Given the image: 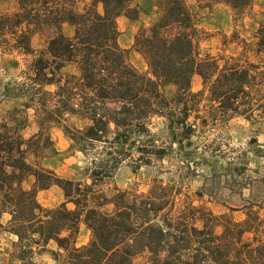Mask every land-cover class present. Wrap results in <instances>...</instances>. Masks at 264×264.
<instances>
[{"label":"trees","instance_id":"trees-1","mask_svg":"<svg viewBox=\"0 0 264 264\" xmlns=\"http://www.w3.org/2000/svg\"><path fill=\"white\" fill-rule=\"evenodd\" d=\"M135 1L92 0L80 10L77 0H16L13 13H0V57H32L19 74L22 81L2 91L12 104L0 113V233L14 240L0 249V264H36L44 252L62 264H134L139 256L146 264H264V203H248L243 219L235 221L157 180L145 192L100 185L124 161L136 173L168 157L173 146L183 157L192 156L182 149L191 147L198 128L264 117V21L253 36L254 60L245 47L237 55H202L199 6L154 0L156 18L133 41L147 66L141 74L120 46L117 26L120 16L137 18ZM195 1L202 8L224 4L235 18L251 5ZM64 26L73 34H64ZM37 32L46 38L38 54L30 46ZM11 64L18 69V60ZM195 75L203 91H192ZM167 87L173 88L170 96ZM30 110L37 131L25 137ZM155 118L164 123L167 147L145 141ZM51 126L85 157L103 146L99 156L90 157L89 182L41 166ZM52 186L64 200L46 208L37 194ZM81 225L89 239L77 245Z\"/></svg>","mask_w":264,"mask_h":264},{"label":"rangeland","instance_id":"rangeland-1","mask_svg":"<svg viewBox=\"0 0 264 264\" xmlns=\"http://www.w3.org/2000/svg\"><path fill=\"white\" fill-rule=\"evenodd\" d=\"M79 9L88 6L92 0H77ZM196 8L198 14V28L205 33L200 43L202 55H237L245 47L247 55L254 60L252 54L253 36L258 26L264 21V0H251V5L240 17H234L231 9L224 4H212L208 7L197 4L195 0H188ZM135 6L138 16L135 19L120 16L117 26L120 32L119 44L127 51L130 64L141 74H146L147 66L143 57L133 49V41L137 33L147 31L151 22L157 16L154 0H136ZM16 0H0V13L9 14L16 10ZM101 8L98 7V10ZM64 34H73V28L64 26ZM245 41L242 44L241 41ZM30 46L36 54L43 52L46 38L43 33L33 34ZM31 56L12 55L0 57V113L11 106L2 97L3 88L12 89L22 81L20 72L30 62ZM18 60L19 67L15 69L11 61ZM193 92L203 91L201 78L192 77ZM172 87H167L165 93L170 96ZM207 92H203V106L207 104ZM33 112H28L29 127L24 131L25 137L36 133ZM150 135L145 138L152 140L157 147H167V134L161 119L155 118L150 126ZM51 144L44 150V158L39 160L42 167L53 170L60 176L76 181L89 182L87 168L90 167V157L99 156L103 146L96 145L94 154L85 157L72 148L71 140L64 135L57 126L49 129ZM189 150L192 156L183 157L175 147L167 150L168 157L162 160H152L149 167H142L132 173L127 162H122L111 179H105L100 185L107 190L113 185L118 188L137 187L145 192L153 180L159 185H175L184 194L195 199V203H204L215 214L230 215L235 221L243 219L241 209L248 203H264V117L257 122H248L242 118H232L225 125H207L198 128L191 139ZM33 162L32 158H28ZM190 165V168L188 167ZM194 165H197L194 169ZM202 195L201 197H198ZM38 202L53 208L63 202V193L57 186L37 194ZM231 209L238 211L231 212ZM89 239V232L84 225L79 228L77 245L85 244ZM14 238L0 233V249L10 246ZM36 264H62L54 260L52 255L44 252L35 258ZM6 264V261L3 262ZM17 264V263H10ZM134 264H146V257L139 256Z\"/></svg>","mask_w":264,"mask_h":264}]
</instances>
